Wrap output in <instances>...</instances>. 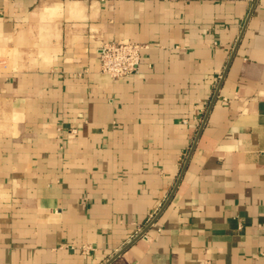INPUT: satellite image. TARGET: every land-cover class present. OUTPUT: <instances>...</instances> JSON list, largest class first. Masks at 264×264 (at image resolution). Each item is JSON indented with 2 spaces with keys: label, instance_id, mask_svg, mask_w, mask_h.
Listing matches in <instances>:
<instances>
[{
  "label": "crops",
  "instance_id": "0c3cea01",
  "mask_svg": "<svg viewBox=\"0 0 264 264\" xmlns=\"http://www.w3.org/2000/svg\"><path fill=\"white\" fill-rule=\"evenodd\" d=\"M0 264H264V0H0Z\"/></svg>",
  "mask_w": 264,
  "mask_h": 264
},
{
  "label": "built area",
  "instance_id": "2783aa9c",
  "mask_svg": "<svg viewBox=\"0 0 264 264\" xmlns=\"http://www.w3.org/2000/svg\"><path fill=\"white\" fill-rule=\"evenodd\" d=\"M148 44L135 41H105L100 46L101 71L114 78L135 74L139 71L143 51Z\"/></svg>",
  "mask_w": 264,
  "mask_h": 264
},
{
  "label": "water",
  "instance_id": "95a60500",
  "mask_svg": "<svg viewBox=\"0 0 264 264\" xmlns=\"http://www.w3.org/2000/svg\"><path fill=\"white\" fill-rule=\"evenodd\" d=\"M250 15H251V14H250ZM249 17H250V16H249ZM248 19H249V18H248ZM247 23H248V20H247ZM247 23H246V25H245V28H246V26H247ZM245 28H244V30H245ZM244 30H243V32H242V34H241V36H240V38H239V40H238V42H237V44H236V47H235V49H234L233 56L235 55V53H236V51H237V49H238V47H239V44H240L241 39H242V36H243V34H244ZM233 56H232V58H233ZM232 58H231V60H230V62H229V64H228V66H227V69H226V71H225V74L223 75V78H222V80H221V83H220V85H219V87H218V89H217V92H216V94H215V97H214V99H213V101H212V103H211V106H210V108H209V111H208V113H207V115H206L205 121H204V123H203V125H202V127H201V129H200V131H199V133H198V136H197V138H196V142L198 141V139H199V137H200V134H201L202 129H203L205 123H206V119H207V117H208V115H209V112H210L212 106L214 105L215 99H216V97H217V95H218V93H219V91H220V88H221V86H222V83H223L224 77H225V75H226V72H227V70H228V67H229V65H230V63H231V61H232ZM196 142H195V144H194V146H193V148H192V151H191L190 156L192 155V152H193V150H194V148H195V146H196ZM187 164H188V161H187V163H186L185 166H184V169H183V171H182V173H181V176H180V179H179L178 183L180 182V180H181V178H182V176H183V174H184V171H185V169H186ZM177 186H178V184H177ZM177 186H176L175 189L173 190V192H172L170 198H169L168 201L165 203V205L163 206V208L161 209V211L159 212V214H160V213L166 208V206H167V204L169 203V201L171 200V198H172V196H173V193L175 192ZM159 214H158V215H159ZM154 222H155V219L152 221V223H154ZM145 231H146V230H145ZM145 231H143L138 237L143 236V235L145 234ZM138 237H137V238H138ZM128 246H129V245H128ZM128 246H126V247H125V248H124L119 254H121V253H122V252H123ZM119 254H117L116 256H118ZM116 256H115V257H116ZM115 257H114V258H115Z\"/></svg>",
  "mask_w": 264,
  "mask_h": 264
}]
</instances>
